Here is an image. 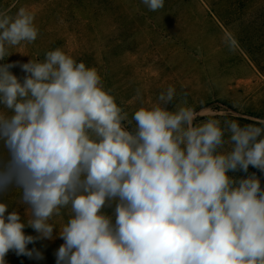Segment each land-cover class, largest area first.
Here are the masks:
<instances>
[{
    "label": "clouds",
    "instance_id": "obj_1",
    "mask_svg": "<svg viewBox=\"0 0 264 264\" xmlns=\"http://www.w3.org/2000/svg\"><path fill=\"white\" fill-rule=\"evenodd\" d=\"M34 21L0 12V61L37 39ZM13 67L0 64V195L18 190L27 219L0 202V264L10 250L42 258L27 245L52 239L65 208L56 264H264V188L229 175L264 172V120L195 123L186 100L168 107L173 86L129 120L98 70L60 48L20 65L23 80Z\"/></svg>",
    "mask_w": 264,
    "mask_h": 264
},
{
    "label": "rangeland",
    "instance_id": "obj_2",
    "mask_svg": "<svg viewBox=\"0 0 264 264\" xmlns=\"http://www.w3.org/2000/svg\"><path fill=\"white\" fill-rule=\"evenodd\" d=\"M20 7L34 15L38 37L10 48L12 54L0 64L16 63L10 71L21 80L26 73L20 65L30 59L42 62L48 51L60 48L98 70L104 88L129 120L141 106L157 102L169 86L176 97L168 107L186 100L198 113L195 123L208 118L234 119L241 125L264 120V0H164L157 11H149L142 0H0V12L15 15ZM229 35L237 41L232 50L225 43ZM0 111L6 110L0 106ZM128 127L134 128L135 121ZM252 173L264 188V172L251 165L247 173L229 175ZM0 202L26 221L18 190L0 195ZM113 209L104 211L112 215ZM69 211L62 209V216L51 221L56 227L52 239L27 245L42 258L10 250L5 264H56L64 243L59 228ZM24 232L39 237L31 227Z\"/></svg>",
    "mask_w": 264,
    "mask_h": 264
}]
</instances>
